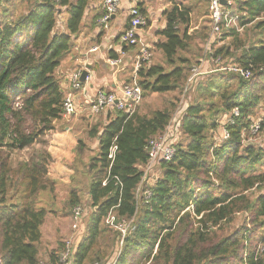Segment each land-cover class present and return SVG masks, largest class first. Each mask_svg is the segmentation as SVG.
Here are the masks:
<instances>
[{"label": "trees", "instance_id": "1", "mask_svg": "<svg viewBox=\"0 0 264 264\" xmlns=\"http://www.w3.org/2000/svg\"><path fill=\"white\" fill-rule=\"evenodd\" d=\"M85 4L86 0L0 3V264H58L71 228L65 235L57 233L48 249L41 241V227L48 215L69 219L70 225L72 210L85 203L77 185H61L48 176L51 159L44 149L35 150L63 120L66 90L57 69L71 51V37L81 32ZM227 10L230 17H238L236 25L225 27L222 22V36L205 55L208 33L188 29L189 9L173 4L162 12L165 26L158 27V41L151 48L160 60L154 63L153 55L139 69L137 81L141 103L165 95L171 101L157 109H139L140 103L130 118L116 111L100 113L102 119L91 125L88 117L82 118L87 130L76 150L91 151L93 143L98 150L86 169L91 176L86 187L91 213L70 264H264V256L254 259L256 246L250 243L256 232L264 231V188L259 186L264 181V148L244 145L241 138L264 103V0H232ZM248 25L251 43L236 29ZM196 40L203 45L198 58L206 64L219 57L218 69L233 66L250 70L252 77L245 80L238 73L218 71L198 82L181 118L174 157L158 162V172L147 185L151 198L139 206L136 190L147 163V145L164 133L178 107L196 62V56L190 57ZM235 108L239 115L226 126L229 138L217 146V119ZM103 117L109 120L106 125ZM259 121L262 132L264 115ZM112 145L116 152L110 161ZM30 148L31 157L13 165V157ZM58 188L64 192L59 200ZM42 193L47 199H40ZM190 205L192 211L187 210ZM110 211L116 221L135 218V230L125 238L116 260L120 235L105 224ZM241 213L249 214V227L245 222L218 236ZM258 242H264V234Z\"/></svg>", "mask_w": 264, "mask_h": 264}, {"label": "crops", "instance_id": "2", "mask_svg": "<svg viewBox=\"0 0 264 264\" xmlns=\"http://www.w3.org/2000/svg\"><path fill=\"white\" fill-rule=\"evenodd\" d=\"M19 1V0H15ZM134 0H122V5L118 13L111 19L108 24V29L104 30L99 24V16L103 12L102 0H86L84 15L82 23H80L81 32L71 37L72 48L69 54L63 59L60 66L57 69V73L60 77V83L63 89L68 92L70 89L68 78L69 76L80 70L81 72L87 70L88 76L85 83L82 84L81 90L74 92L75 102L77 105V113L74 118L82 121L84 116L95 117L90 115L87 111V104L85 99H92L97 91L101 90L106 93H117L118 88L123 84L128 83L133 75L134 61L137 54L135 47H129L123 45L118 40V35L124 31L125 25L128 20V8L131 6ZM140 3L138 8L140 14L149 21L150 24L138 32V38L146 45L153 48L157 43L158 39L155 36L154 22L162 19L158 12H163L168 6H162L161 0L154 1V6L158 8L153 9L149 6L150 0H135ZM63 13L59 16V21L65 19L64 9ZM60 22V23H61ZM164 21L160 25V28H164ZM93 47H97L96 52H89ZM116 55L114 59L112 56ZM108 61H116V65H110ZM100 117V114L98 115ZM108 119L103 117V124L108 123ZM79 127H65L62 130L51 131L46 134V148L45 151L48 153L51 161L48 166V176L56 180L61 185L75 184L80 190L81 183L85 182L84 187V206L86 207V217L84 218L83 224L78 233L77 239L75 240L76 247L79 243L80 237L86 232L85 221L89 219L91 210L87 205V192L86 187L88 186L91 176L87 172V165L89 158L94 155V152L98 150L97 143H93L91 151L78 152L76 150L78 132L81 134L82 130ZM82 138V137H81ZM58 194L61 190L57 189ZM64 193V192H63ZM59 196V195H58ZM68 221V222H67ZM66 225H64V223ZM46 224H50V228H53L52 235L53 239L57 237V233H67L66 230H70L69 219L61 220L58 216L48 215L45 219V224L41 227L42 232V243L46 244L48 249H52V241L47 242L44 240L43 228ZM67 226L66 228H64ZM58 234V235H59ZM54 244V243H53Z\"/></svg>", "mask_w": 264, "mask_h": 264}, {"label": "built area", "instance_id": "3", "mask_svg": "<svg viewBox=\"0 0 264 264\" xmlns=\"http://www.w3.org/2000/svg\"><path fill=\"white\" fill-rule=\"evenodd\" d=\"M5 0H0V3H3ZM53 3H58L59 0H50ZM122 5V0H102V9L104 14L98 19V24L104 29H108L109 20L111 16L116 15L120 10ZM232 6V0H209L208 6V18L209 22V34L208 39L206 41L204 52L209 51L210 44L215 42L222 36V28L221 23L224 22L225 27L236 25V21L238 19L237 16L230 17V13L227 10L228 7ZM264 19V15L262 16ZM128 28L122 33L119 37V41L123 45H127L129 47H139V50L135 56L134 61V70L131 80L123 84L118 88L117 93H106L104 91H97L96 95L92 99H85L87 104V111L90 115H99L103 112L108 111H116L123 113L126 118H130L137 110L141 103L142 92L138 85L137 81V73L139 69L144 64H149L152 59V50L151 47L144 44L138 38V32L140 29H143L147 26V20L140 14L139 10L136 7V1L134 0L131 6L128 8ZM242 31V28L237 29V32ZM97 47H93L89 50V52H96ZM216 64L220 62V58H216L214 61ZM110 65H116V61H108ZM204 61L199 60L197 63L191 68L190 76L186 82V88L182 95V100L185 98L187 91L190 89V86L193 84V81L197 76L201 75L200 72L202 70ZM217 71H228L233 73H238L243 79L249 80L252 77V73L250 70H241L237 67H224L221 66ZM81 71L77 70L73 72L69 78V87L70 89L66 92L63 106H62V119L69 120L71 117H74L77 113V105L75 102L74 92L80 91L82 84L80 82ZM182 107V106H181ZM185 111V110H184ZM183 115V114H182ZM239 115L238 109H234L229 117V121L233 124L234 119ZM182 118V116H181ZM174 118L170 120L168 126L166 127L164 133L158 138L152 139L149 141L147 145V163L143 168V176L141 182L139 183L136 194L137 201L139 206L145 205L149 202L151 198V191L148 189L147 184L151 183L153 178V171L155 166L159 161L168 162L170 161L176 152V144H177V136L179 134V122H176V127L173 131H170V126ZM260 121L256 122L254 125L250 126V130L252 133H257L260 127ZM227 126V125H226ZM229 138V133L226 127H223L221 130V134L219 138L215 139V143L217 146L219 144L226 142ZM116 152V146L112 145L109 149L108 160L113 161ZM151 178V180H150ZM216 183V182H215ZM106 181L102 183L105 185ZM259 186L264 188V181ZM258 187L255 185L254 189ZM187 210L192 211L193 206L190 205ZM86 207L77 206L72 210L71 215V235L66 238L63 252L59 257L58 264H70L72 253L76 250L75 240L77 239L78 233L86 217ZM199 218V217H197ZM135 218L130 219L129 221L121 220L116 221L115 216L110 211L108 216L105 219V224L108 225L113 230L117 231L120 235L119 241V249L117 252V257L120 254L123 242L125 238H127L134 230H135ZM249 227V225H248ZM264 243V242H262ZM247 244H245V251L243 254L244 259L248 256ZM262 256H264V244H258L255 247L254 251V259L257 261ZM115 261L111 264H114ZM39 264H47L45 262H40Z\"/></svg>", "mask_w": 264, "mask_h": 264}, {"label": "rangeland", "instance_id": "4", "mask_svg": "<svg viewBox=\"0 0 264 264\" xmlns=\"http://www.w3.org/2000/svg\"><path fill=\"white\" fill-rule=\"evenodd\" d=\"M20 1L21 0H19V1L13 0V2L16 3V4L19 3ZM150 1H151V4L149 2V4H148L149 6L153 7V9L158 8L157 6H154V4H153V2L157 1V0H150ZM173 4H179L181 6H186L189 9V11H190L189 12V26H188L189 30L201 31L199 33H202V34H205V33L207 34L208 33L209 34V21H208V11H207V9H208V0H161V5L162 6L170 7ZM158 15H161V17H162V13L161 12H158ZM162 22H163V20L160 19V20H157V21H155L153 23L155 25L154 28H153L154 31L156 29H158V27H160ZM251 26L252 25H248V26H246L245 29H243L242 31L238 32L240 34V36H247L248 37L247 42H249V43H251V39L253 37V33L249 31ZM236 29H240V28H236ZM227 41H228V39L225 40V41H221V42H219L218 45L219 46L223 45ZM192 45H193V47H191V49H190V51H191L190 52V57L196 56L195 60H194V62L196 61L195 64L199 60L203 59V61H204L202 70L200 71L202 74L200 76L198 75L197 78H195V80L193 81V84L190 86V89L187 91V94H186V96H185V98L183 100H182V96H180V102L178 103V107L175 110V112L173 113L172 118H171V119L174 118V121L172 122V124L170 126V131L174 130V128L176 127V122H179V124H181V116L184 113V110L187 108L188 105H190V103L192 101L193 91L195 89V86L204 77L209 76V74H211L213 72H218V71H215V70L218 69L216 66L221 63V61L218 64H216L215 62L209 61V63L207 62V64H206V61L204 60L203 57L198 58L199 57L198 54H199L200 46H201V49L203 47V45H201V43H200V40H196L195 43L192 44ZM135 48H136V50L138 52L139 47H135ZM205 54H207V52H204V48H203V55H205ZM153 55H154L153 62L154 63H158V61L160 60L159 59V54L154 52ZM227 67H231V66H227ZM171 99H172V97H169V96L166 97V95L164 97H162V96H153V97H150L149 99H147L145 102H142L140 107H139V109H141L143 107H149V108H152V109H154V108L157 109L159 107H162L163 103H166V102L168 103L169 101H171ZM260 106H261V108H259ZM260 106L258 107L256 113L250 119L251 120V125H254L256 122H258L260 120V118L262 117V115H264V103L261 104ZM230 114H231V112L230 113H225V114H222V115L219 116V118L217 119L218 127H217L216 134H217V132L219 134H221V130H222L223 127H226V125H231V123L229 121V117H227ZM85 117H87V116H85ZM79 119H80V117L78 119H76L74 117H71L69 120H62L60 122H57L55 124L56 125L55 127L58 130H62L65 127H75V124H76V127H79L80 130H82L81 134L78 132V137L85 138V131L87 130V126H86V123H84L82 121H79ZM98 119H102V117H98V115H96L95 117H90L89 118V120H90L89 125L95 123ZM45 136L41 138V140H42L40 142L41 144L37 145L35 147V150H40V151L43 150V149L45 150L46 144H47ZM180 136H181V133H180V126H179V134H178L177 139H176L177 143L180 140ZM241 138H242V143L244 145H253V146H256V147L264 148V131H262V132L258 131L257 133H252L251 130H250V127H249V133L248 134H245V133L242 134ZM215 139H216V137L214 136V140ZM32 152H33V150L30 148V149L24 150L19 155L14 156L13 157V165H16L18 162L23 161V160L31 157ZM260 170L264 171V166L263 165L260 167ZM157 172H158V170H157V165H156L155 168H154V171H153V175L156 174ZM150 180H151V178H150ZM80 187L83 188L82 191H84V187H85L84 179H83V182L81 183ZM58 195H59V198H58V200H59L63 196V191H61ZM47 196H48L47 193H42V194H40L39 197H40V199L41 198L42 199H47ZM56 206L59 207L58 202H56ZM249 217L250 216H249L248 213H241V214L237 215L236 219L231 224V226L229 228H225V230L223 232L219 233L218 236L221 237V236H225V235L231 233V231H233L234 229L243 226L245 222H246V225L248 226L249 225V221H248ZM64 225H66V222L64 223ZM66 227L67 226H65L64 228H66ZM43 232H44V240L48 244V241L51 242L52 241L51 239H53V236H54V235H52L53 228L52 227L50 228V224H46L45 227L43 228ZM261 234H264V231H258V232L255 233V236L253 237V239L250 242L251 245H253V246L255 245L256 246L258 244H264L262 242H260V243L258 242L259 235H261ZM177 239H179V238H177ZM53 243H54V239H53ZM53 243H50V245H54ZM111 250H112V248L109 251L111 252ZM112 254H113V252H112ZM112 254H111V256H112Z\"/></svg>", "mask_w": 264, "mask_h": 264}, {"label": "water", "instance_id": "5", "mask_svg": "<svg viewBox=\"0 0 264 264\" xmlns=\"http://www.w3.org/2000/svg\"><path fill=\"white\" fill-rule=\"evenodd\" d=\"M114 16L115 15L111 16V19L114 18ZM87 76H88L87 70L82 71L80 79H79L82 84L85 83V80H86Z\"/></svg>", "mask_w": 264, "mask_h": 264}]
</instances>
